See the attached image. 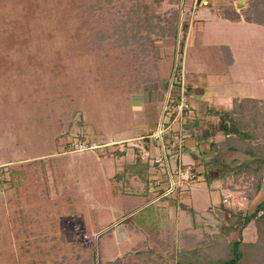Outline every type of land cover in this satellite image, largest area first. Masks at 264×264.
Masks as SVG:
<instances>
[{"label": "rangeland", "instance_id": "1", "mask_svg": "<svg viewBox=\"0 0 264 264\" xmlns=\"http://www.w3.org/2000/svg\"><path fill=\"white\" fill-rule=\"evenodd\" d=\"M131 1L0 0V264H149L148 250L172 262L174 248L160 242L174 243L178 227L220 230L227 207L250 213L264 198V25L219 19L196 5L190 14L200 18L202 41L185 43L186 23L180 27L177 66L185 75L201 71L208 83L231 84L237 93L247 86L253 98L233 100L214 135V169L193 164L198 177L169 193L174 204L160 197L165 173L138 148L136 127L146 121H136L140 100L133 97L141 87L118 83L131 51L108 36ZM147 1L155 13L175 4ZM230 1L213 4L225 11ZM218 43L230 44V66ZM175 44L155 43L157 55L164 47L160 67L169 79ZM176 122L185 141V121ZM194 154L204 157L185 142L182 161L195 163ZM237 227L224 229L232 237ZM242 236L256 238L253 221Z\"/></svg>", "mask_w": 264, "mask_h": 264}, {"label": "trees", "instance_id": "2", "mask_svg": "<svg viewBox=\"0 0 264 264\" xmlns=\"http://www.w3.org/2000/svg\"><path fill=\"white\" fill-rule=\"evenodd\" d=\"M172 2L175 4L161 13H155L150 10V1L132 0L128 8L124 10V15L111 21L112 31L108 33V36L113 37L117 46L129 47L132 56L124 61L125 68L120 72L121 77L118 82L120 86L127 83L130 89H135L144 82L155 80L163 86L168 85L169 80L158 73L155 42L165 37H176L178 33L180 7L177 6L176 0ZM239 14V11H233L230 16L238 17ZM242 14L246 20L264 25V0H249ZM184 26L186 28L187 24ZM104 36L102 34V38ZM230 59L226 58V61H231ZM226 132L235 131L227 130ZM114 151L120 155L125 152V150ZM260 170L261 168L258 169ZM3 180L0 173V182ZM254 186L259 189L260 184L256 182ZM159 189L163 191L164 187L160 186ZM168 197L171 195L165 196V198ZM226 210L229 215L224 228L238 225L236 236L229 237V230L224 228L198 234L184 227L176 233L174 243L160 242L165 248L171 245L174 248L168 256L172 262L156 257L152 250H148L146 253L149 254L147 255L149 264H245V261L248 264H264V198L256 203L250 213L229 207ZM250 221L254 222L256 228V238L253 240H247L242 236L244 227ZM139 253L142 251L139 250L137 255Z\"/></svg>", "mask_w": 264, "mask_h": 264}, {"label": "crops", "instance_id": "3", "mask_svg": "<svg viewBox=\"0 0 264 264\" xmlns=\"http://www.w3.org/2000/svg\"><path fill=\"white\" fill-rule=\"evenodd\" d=\"M244 1V0H242ZM241 0H232L230 3L227 5L229 7L225 11L222 10L223 6L222 4H213V0H208L207 3H200L199 5H205L209 6L211 13L215 12L217 18L219 19H225V20H234L236 22L237 20H242L244 23H250L251 21L246 20V18L243 16L242 12L239 7H242L243 4H240ZM185 5V4H184ZM187 5V6H186ZM185 6H183L182 13L179 16V22L181 23V26L183 23L187 24L186 29L184 30L185 33V38L184 42L187 43V41L191 42L193 40V43L195 44L196 42H201L202 41V36H201V30L198 29V23L197 20L200 19L198 18L199 16L195 15V12L190 14V4L188 5L186 3ZM214 5V6H213ZM160 7V6H159ZM180 7V6H179ZM169 8V7H167ZM166 8V9H167ZM164 9V10H166ZM157 10L156 12L158 13ZM233 11H239V16L238 17H231L230 15L232 14ZM185 12V13H184ZM205 23V22H204ZM253 23V22H251ZM182 32L179 31V37L180 33ZM177 35L176 37H165L162 39H157L155 43H160V44H165V46H172L175 44L177 41ZM219 44V43H218ZM200 45V43H199ZM161 46V53L164 54L165 50L163 45ZM219 49L224 46L226 49L222 48L220 51L217 48L218 53L221 55L223 59V64L224 65H231L234 62V56H232V51H231V46L230 44H224L220 43L219 44ZM224 52L227 54L226 58H231V61H226ZM159 53L158 55V73L160 76L163 78H166L169 80V77L165 72H163L160 67V62L162 61V54ZM229 53V54H228ZM161 57V58H160ZM201 73V71H195L189 69L186 72V84L189 88L190 92V104L191 107L183 113L182 115V121L184 122L185 126V131L187 132V137L185 142L192 144V146H198L199 150L201 153L204 154L203 159H201L199 156L192 155L194 158L195 165L199 166L201 164L206 163V167L203 168V166L200 167L201 170H212L214 167H211L210 163L216 159H218L216 153L219 150L217 145L214 144V135L222 131V121H224V118L226 115L227 110H229L232 107L233 100L235 98H245L250 95H248L249 88L247 86H242L240 90L237 92H232L234 86H227V84H222V83H208L206 81V78L204 77ZM170 84L168 82L167 86L161 85L157 80L155 81H148L144 82L140 85L141 90L136 92L134 97L135 99H139L138 105L134 106L133 110L136 111V121L138 120L139 122L141 121H146L145 125H138L136 127L138 135H135L136 137L139 138L138 143L139 147L143 148H148L150 152H152L154 149V144L151 141L149 137V133L153 128H155V125L158 121V118H160V113L162 110V106L164 104L165 99L168 96V93L171 90H175L169 87ZM233 87V88H232ZM191 98H193L194 102L193 104H197V108L193 110V105L191 103ZM248 98H253V96L248 97ZM256 98V97H255ZM156 108V109H155ZM232 112V111H231ZM229 123V121H226ZM176 123V124H175ZM174 125H178L177 122H174ZM124 139V138H123ZM122 140V139H121ZM144 143V144H143ZM147 143V144H146ZM137 145V144H136ZM135 145V146H136ZM214 154L216 156H214ZM208 156V158H206ZM191 163V162H190ZM205 177L211 179V177L206 173ZM216 173L219 174L218 169L216 168ZM191 188V185H190ZM190 188H188L185 193H187ZM168 201H173L177 204V199L175 198H167ZM175 199V200H174ZM167 201V202H168ZM178 214V213H177ZM177 214L174 213L175 217ZM183 228V227H181ZM178 230L180 228L178 227Z\"/></svg>", "mask_w": 264, "mask_h": 264}, {"label": "built area", "instance_id": "4", "mask_svg": "<svg viewBox=\"0 0 264 264\" xmlns=\"http://www.w3.org/2000/svg\"><path fill=\"white\" fill-rule=\"evenodd\" d=\"M204 2L205 0H192L190 11L193 10L196 5ZM182 10L183 3L180 4V14L182 13ZM180 27L181 23L179 22L178 31H180ZM179 39L178 36L177 41L175 42L176 52L174 71L171 79H169V87L175 90H171L168 93L162 106L160 120L156 123V127L149 133V137L154 144V150L150 152L148 148H142L143 153L146 152L150 154V160L154 161L152 163H156L165 173L162 181L166 182V189L161 193L160 197L168 196L175 187H186L188 183L190 184L198 177V171L195 169L193 163H185L181 159V152L185 144L182 134L183 127H180V124L179 126L174 125V122L182 121L183 113L191 107L190 92L186 84L185 71L183 66L180 68L177 66L180 50ZM77 143L79 146H83L82 142L79 141ZM157 147L162 148L163 151L161 154L155 150ZM141 157L144 158L142 155ZM158 180L161 179L158 178Z\"/></svg>", "mask_w": 264, "mask_h": 264}, {"label": "water", "instance_id": "5", "mask_svg": "<svg viewBox=\"0 0 264 264\" xmlns=\"http://www.w3.org/2000/svg\"><path fill=\"white\" fill-rule=\"evenodd\" d=\"M242 1V0H241Z\"/></svg>", "mask_w": 264, "mask_h": 264}]
</instances>
